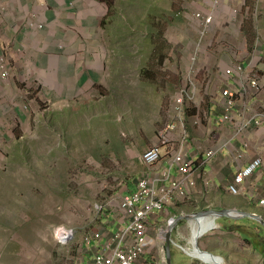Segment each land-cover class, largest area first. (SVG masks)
<instances>
[{
    "label": "rangeland",
    "instance_id": "374dc122",
    "mask_svg": "<svg viewBox=\"0 0 264 264\" xmlns=\"http://www.w3.org/2000/svg\"><path fill=\"white\" fill-rule=\"evenodd\" d=\"M96 2L98 25L92 8L84 27L64 25L66 51L45 65L2 49L0 264H92L122 224L121 199L147 169L142 155L159 146L162 164L177 146L178 131L163 139L176 92L195 87L184 100L190 133L207 125L228 66L252 55L256 70L264 64V0ZM255 4L257 17L247 9ZM197 14L212 16L204 34ZM98 232L101 241L86 243Z\"/></svg>",
    "mask_w": 264,
    "mask_h": 264
},
{
    "label": "crops",
    "instance_id": "0c3cea01",
    "mask_svg": "<svg viewBox=\"0 0 264 264\" xmlns=\"http://www.w3.org/2000/svg\"><path fill=\"white\" fill-rule=\"evenodd\" d=\"M83 2H87L86 8H83ZM90 8L95 16L90 26L95 27L102 16L98 18L100 12L96 0H0V53L5 54L2 49L9 45L11 55L16 56L15 61L19 59V52H28L40 65H45L51 56L49 54L57 52L59 46L66 51L61 40L65 36L62 31L64 25L76 24V20H81L83 26L85 18L90 16ZM257 8L260 9L258 5ZM14 51L17 53L14 54ZM242 62L246 64L247 61ZM6 63L9 68L8 60ZM8 81L0 80L1 94ZM237 84L235 78L226 77L223 78L222 88ZM244 95L243 103L239 102L236 106V121L257 112L264 113V92ZM217 97L213 103L217 110L213 109V105L211 109L216 115L208 110L207 125L198 126L189 133V160L196 170V186L190 189L186 199L175 201L150 217L147 224L149 246L137 264H167L165 235L169 226L172 227L169 248L171 264H215L212 260L211 263L202 262L194 258L195 255L191 256L192 252H186L192 247L194 227L201 219L212 220L213 225L199 235L200 250L218 256L222 264H264V227L257 220L236 213H254L264 220V204H259L264 199V118L257 125L249 126L243 136L233 137V125L218 121L221 111L216 103ZM214 148H219L218 153L207 159L206 152ZM256 157L262 158V165L241 184L239 195H231L227 185L238 170ZM169 160L165 156L162 164L160 161L157 166L159 172L170 166ZM171 173L176 176L174 168ZM204 177L210 180V187L203 185ZM207 210L230 211L231 215L221 213L217 217H192ZM115 228L113 225L112 231Z\"/></svg>",
    "mask_w": 264,
    "mask_h": 264
},
{
    "label": "built area",
    "instance_id": "2783aa9c",
    "mask_svg": "<svg viewBox=\"0 0 264 264\" xmlns=\"http://www.w3.org/2000/svg\"><path fill=\"white\" fill-rule=\"evenodd\" d=\"M247 9L253 17H257V4ZM197 17H199L202 25L201 34H204L213 22L212 16L197 14ZM232 18L234 21L237 20L236 11L232 12ZM256 48H253V54L256 53ZM198 51L197 49L193 61H196ZM258 68L260 71L256 70V61L252 55L251 60L246 64L242 61L233 62L224 71L225 78H235L238 84L235 87L224 88L217 97L216 103L221 111L218 121L221 124L233 125V137L243 136L249 126L257 125L259 120L264 118L263 112H257L249 117L241 118L239 121L234 120L236 106L239 102L243 103L244 94L258 95L264 92V64H258ZM7 73L5 54L0 53L1 81L7 79ZM190 86L191 89L182 87L176 92L174 97L176 120L168 123L163 130L164 140L168 139L171 134H175V131H178L179 134L177 146L168 156L170 166L162 168L160 172L157 169L163 155L162 148L159 146L151 147L142 155L147 168L146 172L137 180L134 190L122 197L120 203L122 224L112 237L109 236L104 244H101L98 249L96 248L92 264H137L149 246L147 224L150 217L163 211L167 205L186 199L190 189L196 186V170L192 161L189 160V131L184 118V100L190 94L194 95L195 90L192 83ZM244 145L247 146V144ZM218 151L219 148L208 150L206 158H213ZM262 161L261 157H256L244 168L238 170L233 180L227 185L228 192L231 195H239L241 184L250 179L258 167L262 165ZM172 168L175 169L176 176L172 175ZM202 181L205 187H210L211 182L208 178L204 177ZM259 204H264V199L260 200ZM57 233H60L61 236L67 235L66 233V235H62L63 231L60 230ZM102 238L103 236L99 232L93 233L86 238V243H89L90 239L96 242L101 241ZM196 258L202 262L211 263L209 260Z\"/></svg>",
    "mask_w": 264,
    "mask_h": 264
},
{
    "label": "water",
    "instance_id": "95a60500",
    "mask_svg": "<svg viewBox=\"0 0 264 264\" xmlns=\"http://www.w3.org/2000/svg\"><path fill=\"white\" fill-rule=\"evenodd\" d=\"M221 213H223L224 215H226V216H230L231 214H230V211H213V210H207V211H204V212H199V213H195V214H193V218H200V217H202V216H212V217H217L218 216V214H221ZM237 213V215H242V216H244V217H249V218H253V219H255V220H257V221H259L261 224H262V226L264 227V220L259 216V215H257V214H252V213H241V212H236ZM171 230H172V227L171 226H169L168 227V229H167V232H166V235H165V239H166V242H167V250H168V258H167V264H171V261H170V257H169V248H170V235H171ZM199 237L200 236H198V237H196L195 239H194V242H193V244H194V250H197V251H199V252H201L202 254H205L206 256H209L212 260H214L215 262H217V264H218V262H221V259L218 257V256H215V255H213V254H211V253H208V252H203L202 250H200V248H199V246H198V239H199Z\"/></svg>",
    "mask_w": 264,
    "mask_h": 264
},
{
    "label": "bare ground",
    "instance_id": "6f19581e",
    "mask_svg": "<svg viewBox=\"0 0 264 264\" xmlns=\"http://www.w3.org/2000/svg\"><path fill=\"white\" fill-rule=\"evenodd\" d=\"M197 222H198L197 223L198 225H196L194 227V239L196 237H198L199 235H201L204 231H206L208 229V227L213 225L212 220L201 219L200 223H199V221H197ZM62 235H65V234L63 233ZM194 239L192 240L193 242H194ZM191 254L195 255V256H198V257H200V258H202L204 260H209V258L207 256H205L204 254H202L201 252H199L197 250H194ZM218 264H222V262H218Z\"/></svg>",
    "mask_w": 264,
    "mask_h": 264
},
{
    "label": "trees",
    "instance_id": "16d2710c",
    "mask_svg": "<svg viewBox=\"0 0 264 264\" xmlns=\"http://www.w3.org/2000/svg\"><path fill=\"white\" fill-rule=\"evenodd\" d=\"M98 1L106 4V6L108 7L109 10L113 7L112 0H98ZM101 23H102V25H104L105 24V19H103L101 21ZM246 33L249 34L248 32H246Z\"/></svg>",
    "mask_w": 264,
    "mask_h": 264
},
{
    "label": "clouds",
    "instance_id": "9594fccd",
    "mask_svg": "<svg viewBox=\"0 0 264 264\" xmlns=\"http://www.w3.org/2000/svg\"><path fill=\"white\" fill-rule=\"evenodd\" d=\"M186 127H187V124H186ZM187 129H188V127H187ZM189 131V130H188ZM194 244L192 243V247H191V249L190 250H188L187 251V249H186V252L189 254L190 252H193L194 251ZM191 255V254H190ZM205 255V254H204ZM191 256H193V255H191ZM206 256V255H205ZM194 258H196V257H198V256H193ZM208 258H209V260L211 261L212 259L209 257V256H207ZM197 259V258H196ZM215 264H217V262H215L214 260H212ZM221 262H222V259H221Z\"/></svg>",
    "mask_w": 264,
    "mask_h": 264
}]
</instances>
